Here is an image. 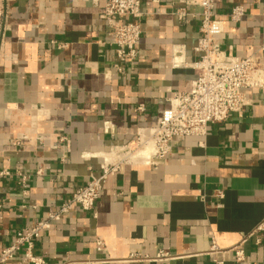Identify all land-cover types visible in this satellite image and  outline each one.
Returning <instances> with one entry per match:
<instances>
[{"label": "crops", "instance_id": "obj_1", "mask_svg": "<svg viewBox=\"0 0 264 264\" xmlns=\"http://www.w3.org/2000/svg\"><path fill=\"white\" fill-rule=\"evenodd\" d=\"M141 2L138 59L118 74L104 0H0L7 14L0 19L7 26L0 41V171L10 173L0 176V250L20 229L57 214L90 174L100 175L103 156L154 127L172 93L190 90L192 70L172 63L197 59L200 8ZM237 5L245 11L240 22L221 18ZM214 11L222 19L220 52L255 56L264 68V0H214ZM248 96L250 107L208 124L203 136L173 141L164 159L109 173L94 210L59 214L34 254L45 264H125L131 253L157 252L191 256L146 264H264V91ZM38 106L50 119L34 131L29 109ZM16 173L26 176L24 185ZM97 238L105 251L96 250ZM212 241L222 250L215 257L206 254ZM6 264L28 263L19 251Z\"/></svg>", "mask_w": 264, "mask_h": 264}, {"label": "built area", "instance_id": "obj_2", "mask_svg": "<svg viewBox=\"0 0 264 264\" xmlns=\"http://www.w3.org/2000/svg\"><path fill=\"white\" fill-rule=\"evenodd\" d=\"M184 7L200 8L199 37L194 52L197 59L192 63L173 62L172 67L189 68L194 74L190 90L185 93H172L167 99L168 109L157 119L154 127L137 130L135 138L124 145L117 146L112 153L117 159L113 162L103 160L100 165L101 173L98 176L89 175L88 182L77 188L63 204L57 214H50L47 221H39L31 227L22 228L16 232L11 245L0 250V264H6L12 260L19 251L23 260L28 264H45L44 260L33 252L35 241L40 234L47 230L50 221L59 218V214L66 213L73 207H79L85 212L94 210L102 187L109 173L114 172L122 165L139 166L148 164L151 159H164L171 149L175 140H182L191 136H203L208 124H221L252 105L248 94L253 90L264 91V68L260 66L255 56L240 58L228 56L220 52L216 43L217 35L223 32L222 19H216L214 0H179ZM141 0H104L102 19L108 28V45L112 48L115 56L113 69L118 74L123 73L125 66L133 65L138 59V47L142 31L140 19L143 16ZM180 21L185 20L187 13L184 9L176 12ZM245 11L242 6H234L221 18L231 23H238L244 17ZM7 14L0 5V19L6 21ZM6 25L0 26V41ZM137 112H143L144 107L138 106ZM31 125L29 129L36 131L40 120H49L50 111L42 106L29 109ZM28 135L22 136L21 140H27ZM39 143H43V137H35ZM60 139V146L62 142ZM146 144L153 146V153L146 163H133L126 157L134 153L138 148ZM10 173L0 171V176H8ZM22 180L26 176L17 174ZM96 250L105 251L104 242L95 240ZM222 250L214 243L206 252L215 257ZM237 261L243 259L242 252L234 250ZM191 255H171L165 252H157L155 255L131 253L120 262L125 264H146L167 262L183 259ZM110 260H85L80 262L65 261L61 264H100ZM216 264H219L216 262Z\"/></svg>", "mask_w": 264, "mask_h": 264}, {"label": "bare ground", "instance_id": "obj_3", "mask_svg": "<svg viewBox=\"0 0 264 264\" xmlns=\"http://www.w3.org/2000/svg\"><path fill=\"white\" fill-rule=\"evenodd\" d=\"M153 153V146L151 144H146L141 148H138L134 153L132 154H127L126 157L128 156V158L131 160V162L133 163H146L149 159V157L151 156V154ZM101 157V156H100ZM117 157L121 158L120 156H116V154L111 153V154H106V156H103L105 162H110L113 163Z\"/></svg>", "mask_w": 264, "mask_h": 264}]
</instances>
